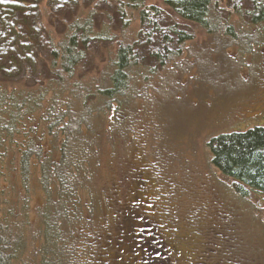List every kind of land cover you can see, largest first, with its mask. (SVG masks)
<instances>
[{
  "label": "trees",
  "instance_id": "16d2710c",
  "mask_svg": "<svg viewBox=\"0 0 264 264\" xmlns=\"http://www.w3.org/2000/svg\"><path fill=\"white\" fill-rule=\"evenodd\" d=\"M147 2L0 0V264H178L159 200L190 171L149 84L201 37L264 64V0ZM204 148L228 228L199 264H264V126Z\"/></svg>",
  "mask_w": 264,
  "mask_h": 264
},
{
  "label": "rangeland",
  "instance_id": "374dc122",
  "mask_svg": "<svg viewBox=\"0 0 264 264\" xmlns=\"http://www.w3.org/2000/svg\"><path fill=\"white\" fill-rule=\"evenodd\" d=\"M147 1L149 6H163V0ZM154 40V47L162 48L161 36ZM205 40V37L196 38L187 44L189 54L183 56L182 62L178 60L175 71L166 69L157 75L149 84L153 86V93L147 94V101L154 107V118L168 116L170 121L166 122L176 138L181 165L172 161L171 166L175 171L178 168L181 172L190 171L189 177L184 176L188 182H181L189 183L191 194L183 199L170 191L159 200V211H168L166 229L172 236L178 264L204 262L206 243L198 233L202 236L209 227L214 229V225L215 245L221 247L222 239L215 237H223L228 228L226 219H223L222 194H216L210 188L212 183L208 178L204 148L207 140L222 133L264 126V64L261 57L242 56L232 50L226 54L218 51L214 55L206 47L200 50ZM143 51H146L145 46ZM179 77L183 78L179 80ZM158 187L161 186L151 188ZM222 249H216L210 257L208 255L205 262L220 264L227 260Z\"/></svg>",
  "mask_w": 264,
  "mask_h": 264
}]
</instances>
